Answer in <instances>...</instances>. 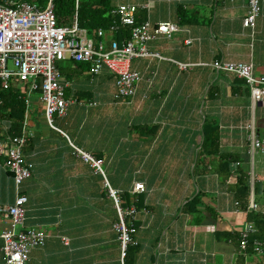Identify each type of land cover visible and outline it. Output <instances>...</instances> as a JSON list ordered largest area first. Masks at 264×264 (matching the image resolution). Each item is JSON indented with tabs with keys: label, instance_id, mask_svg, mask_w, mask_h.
I'll use <instances>...</instances> for the list:
<instances>
[{
	"label": "crops",
	"instance_id": "crops-1",
	"mask_svg": "<svg viewBox=\"0 0 264 264\" xmlns=\"http://www.w3.org/2000/svg\"><path fill=\"white\" fill-rule=\"evenodd\" d=\"M112 4L136 5L138 10L146 12L152 24L172 22L183 30L169 39L158 37L148 42V50L160 57L132 60L131 68L143 76L132 98L114 101V77L106 69L94 78L87 72L70 68L68 77L61 74L70 83L67 97L77 99V94L88 92L91 98L79 101H95L99 108L114 104L122 111L132 110L142 100V104L148 102V112H144L146 115L141 120L127 125H157L153 135L137 140L140 145L148 146V169L142 165L148 172V181L129 174L141 168L120 167L123 177L130 179L128 185L135 179L143 182L148 191V211L138 212L141 226L134 236L138 249L132 264H238L240 249L229 239L217 238L215 232H239L247 223L245 213L237 209L227 187L210 168L205 172L198 171L197 167L190 171L200 142L201 122L195 111L207 85L215 83L220 88L219 99L209 100L207 112L210 117L219 118L222 149L249 152L248 126L251 125L255 135L264 138V101L253 109L250 96L242 92L243 88V94L231 93L236 76L211 67L218 59L250 62L254 75L264 76V0H260L261 15L252 35L242 27L248 0H112ZM190 17L195 21L193 24H180ZM187 38L193 39L192 42L187 44ZM176 63L191 66L179 70ZM103 74L112 80L106 81ZM87 78L91 87L84 82ZM108 83L112 87L109 94L103 90ZM191 98L197 101H184ZM89 108L72 105L68 112ZM185 110L192 113L188 123L183 121ZM35 128L32 149H25L26 159L33 164V173L23 183L22 193L28 197L26 225L44 229L48 237L43 247L30 252L25 264H120L119 238L111 229L115 219L112 199L106 223L102 222V232L96 239L89 240L82 233L74 232L69 226L89 222L88 218H75L73 213L88 211L89 191H84L81 183L90 176L72 170L75 165L88 170L90 165L75 154L71 139L62 129L68 139L49 126ZM79 145L92 155L103 153V165L110 169L114 156H106L102 145L88 146L86 150L83 143ZM250 164L253 176L262 186L264 155L250 157ZM14 191L12 174L5 167V159L0 158V205L12 204ZM198 191L203 194L202 202L197 205L196 213H188L183 206ZM8 227L0 217V234ZM60 236L67 237L69 244L64 245ZM2 244L0 238V264H6ZM254 259L246 257L245 264H256Z\"/></svg>",
	"mask_w": 264,
	"mask_h": 264
},
{
	"label": "built area",
	"instance_id": "built-area-1",
	"mask_svg": "<svg viewBox=\"0 0 264 264\" xmlns=\"http://www.w3.org/2000/svg\"><path fill=\"white\" fill-rule=\"evenodd\" d=\"M79 0H75V11L70 24H58L54 14L52 0L44 8L35 2L18 0H0V90L8 89L16 80L27 82L25 98L26 111L21 135L7 136L0 139V158L5 159V167L12 174L15 186V198L12 204L0 205V217L9 225L0 234L2 239V253L6 264H25L30 252L44 246L48 234L42 228L26 225L28 197L22 193L23 183L30 179L33 164L26 159L25 147L32 138V131L28 128V115L31 112V94L38 93V101L43 106L45 120L48 126L64 136L67 135L52 120V115L63 117L72 105L96 107L95 101L82 102L76 98L66 96V89L70 83L64 80L58 64L64 60H71L86 64L88 75L94 78L104 69L114 77V101L124 100L135 96L138 84L143 76L131 68L134 59H148L160 57L158 53L148 50V42L162 37L169 39L174 33L183 31L178 24L159 22L152 24L148 18L141 24L136 23L138 7L130 4L116 5L110 14L118 18L122 27H130V36L123 42L112 38L117 26L114 23L109 30L102 28L93 32L89 39L86 31L78 25L77 10ZM260 0H248V10L242 21V27L254 34L256 21L260 17ZM193 39L187 38L189 44ZM11 63L12 68L8 65ZM179 70H186L190 64L176 63ZM211 67L217 72L233 74L244 79L250 90L252 108L263 105L264 76H255L252 63H237L216 60ZM249 155L253 159L255 154L264 155V138L255 135L253 125L248 126ZM77 156L88 163L95 174L103 178V187L109 192L120 221L114 224L116 232L120 233L122 264L123 251L127 243H131L125 227L123 216L135 217L137 211L130 207L122 211L119 207L117 190L109 184L102 159L96 158L81 148L70 144ZM251 184L253 172L251 170ZM143 182H134L133 193L144 192ZM260 202L256 200L253 190L250 193L248 209L264 215V194L260 195ZM120 225V229L117 228ZM19 229L18 231L16 229ZM255 232L252 223H246L241 231L239 242L240 251L248 246V239ZM122 236V237H121ZM64 245L69 239L60 236ZM253 248L261 253L260 243L253 242Z\"/></svg>",
	"mask_w": 264,
	"mask_h": 264
},
{
	"label": "trees",
	"instance_id": "trees-1",
	"mask_svg": "<svg viewBox=\"0 0 264 264\" xmlns=\"http://www.w3.org/2000/svg\"><path fill=\"white\" fill-rule=\"evenodd\" d=\"M18 1H30L35 2L41 8H44L49 0H18ZM54 6V14L56 16L58 24L67 25L71 23V20L75 11V0H52ZM112 0H79L77 10V20L80 28L86 31L87 36L93 37V32L96 29L102 28L109 30V28L116 23V30L112 33V38L118 42H123L124 39L130 36V27H122L118 24V18L112 16L110 11L114 8ZM136 23L141 24L147 19V14L144 10L136 11ZM184 18L183 13L181 19ZM195 21L190 17L189 19L182 20L180 24H193ZM61 74L68 77L72 69L76 72H88V66L83 63L74 61H62L58 64ZM62 68V69H61ZM27 82L16 80L8 89L0 90V139L7 136L21 135L22 126L24 121V115L26 111L25 98L27 95ZM243 88L244 94H249V87L246 85L245 80L235 77L231 85L232 94H241ZM242 93V94H243ZM220 88L215 83L207 85L204 93V100L215 101L219 99ZM91 93H79L77 94V100H83L91 98ZM128 99V98H127ZM126 100V99H124ZM200 142L197 145L195 154L194 167H197L200 172L210 170L220 177L222 184H225L228 192L234 199V205L240 211L245 213V219L247 223H252L255 232L252 233L248 239V246L244 251H240L239 242L241 238V231L232 232H215V236L219 239L225 238L233 242L236 248L239 250L238 264H245L246 257H254L256 264H264V215L260 212H254L248 209V202L250 193L253 190L255 198L259 197V194H264V184L259 186L256 176H253V184H251V164L249 152H237V151H224L221 147V130L218 117H210L208 114L200 117ZM132 130L141 136L153 135L157 130V125H148V123H139L131 125ZM32 138L27 143L29 148L32 149ZM66 141V140H65ZM26 145V147H27ZM25 147V148H26ZM27 149V148H26ZM63 150L60 152L63 154ZM96 158L102 159L103 153L93 154ZM97 181L103 183V178L99 174ZM107 178V175H106ZM108 180V178H107ZM109 184L111 182L108 180ZM128 184L130 179L127 180ZM103 186V185H102ZM131 186V185H130ZM112 187V185H111ZM117 190L119 198V207L122 211L130 207H134L138 212L148 211L147 204V189L141 193H133L130 189L124 188L119 189V186L112 187ZM101 198H106L107 190L103 187L100 188ZM203 194L198 191L194 193L190 200H187L184 204L188 213H196L197 205L202 202ZM89 210V209H88ZM115 211V219L113 222L118 223L119 218ZM58 213V211H57ZM59 214V213H58ZM135 217L127 215L123 216L124 225L131 229L128 232L131 243H127L123 251L122 264H132L134 254L137 252V243L135 242L134 236L141 226V221ZM113 223V229L114 224ZM115 230V229H114ZM116 231V230H115ZM117 238L120 241V233H116ZM258 241L260 243L261 253H257L253 248V242ZM121 252V246H120Z\"/></svg>",
	"mask_w": 264,
	"mask_h": 264
},
{
	"label": "rangeland",
	"instance_id": "rangeland-1",
	"mask_svg": "<svg viewBox=\"0 0 264 264\" xmlns=\"http://www.w3.org/2000/svg\"><path fill=\"white\" fill-rule=\"evenodd\" d=\"M206 25L209 26L208 23ZM134 61L135 60H133V62ZM8 67L12 68L11 63H9ZM102 77H104L106 81L112 80V77H109V75L107 74H103ZM84 82L86 86L91 87L92 84L89 82L88 78L85 79ZM109 84L111 85V83H108L103 87V90L108 94L111 92L112 88ZM38 96L39 94L35 92L31 94L30 109L32 114L30 112L27 117L29 123L28 128H30L33 135L32 138H34V136L37 134L35 128L37 127V125L48 127L45 117L43 116V106L41 103L39 104L37 102ZM195 100L196 99L192 98L184 99V101ZM139 102L140 103H136V105L132 107V110L127 111L118 110L119 106L110 104L104 108L96 107L92 109L89 108L87 111L79 109L70 113L68 112V114L63 117H57L56 114L52 115L53 123L59 126L69 136V138L71 139V143L75 146L81 148L79 144L83 143L86 150L88 146L91 147L92 145H102L104 151L107 153L106 156H114L113 164H111L110 169H107L105 165H103V168L108 180L111 182L112 187L120 185L119 189L127 188L131 190L133 188L134 182H139L138 180H142L143 182L148 181V172L143 170L142 168V165L144 164L148 169V146L140 145V142L137 141L142 137L148 136L143 135L138 138V135L134 132V130H132L131 126L127 125L128 123L133 124L136 121L141 120L144 115H146L144 114V112H148V102H143L144 104H142V100H140ZM208 104L209 100H204L202 94L199 105L195 111L199 117H201L202 114H208ZM143 105L145 106L144 109H142L144 107ZM258 109L259 108L256 109V112H258ZM189 111L190 110L184 111L183 121L186 120V123L189 122V117L192 116V113H189ZM145 118L148 119V116H145ZM176 134L177 133H175V135ZM126 139H129L132 143H130ZM29 147L30 146L28 144L27 149L31 151V148ZM194 163L195 160H193V163H191L190 171H193ZM123 165H126L128 168L132 167L133 165L136 170H140V168L142 169L141 171H138L136 173L132 171L129 172V174L139 175V179H134V181L131 183V186L128 185V179H125V177H123V172H121L120 167H123ZM72 171L74 173H82L90 176L85 177L81 183L83 190L86 192L89 191V206L87 208L89 210H84L80 213H73V216L75 218H77V216L80 217L78 219L88 218L89 222L85 221L81 222L82 224L78 226L69 227L73 228L74 232L82 233V235L88 237L89 240L96 239V237H98L102 232V222L106 223V218L108 217L106 216V213L110 211V207L112 205L111 198L109 197V192L107 191L106 198H101L100 194H98V191H100L99 189L101 187L103 188V183L96 180L97 176H95L91 167H88V170H86L80 165H75ZM23 185L21 189H23ZM256 200L260 201V196L256 198ZM138 216L139 215L137 214L136 218H138ZM97 221H99L101 225H98ZM107 223H110V221H108ZM113 223L115 222L111 223V229L114 233H117L113 229ZM117 228L120 229V225H118ZM16 230L18 231L19 229L17 228Z\"/></svg>",
	"mask_w": 264,
	"mask_h": 264
}]
</instances>
